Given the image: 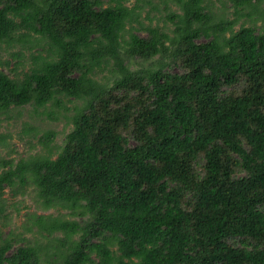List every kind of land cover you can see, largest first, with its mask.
Listing matches in <instances>:
<instances>
[{"label": "trees", "instance_id": "1", "mask_svg": "<svg viewBox=\"0 0 264 264\" xmlns=\"http://www.w3.org/2000/svg\"><path fill=\"white\" fill-rule=\"evenodd\" d=\"M217 1L0 0V116L72 124L0 165V264H264V1Z\"/></svg>", "mask_w": 264, "mask_h": 264}, {"label": "rangeland", "instance_id": "2", "mask_svg": "<svg viewBox=\"0 0 264 264\" xmlns=\"http://www.w3.org/2000/svg\"><path fill=\"white\" fill-rule=\"evenodd\" d=\"M143 1L150 2V4H143V2H141V5L143 6L142 15L144 16L146 12L149 11V17H152L156 13V11L152 9V6L156 5L160 8L162 4V0ZM134 2L135 0H130V2L127 4L133 5ZM211 6L215 13L219 14L221 12L222 6L217 0H212ZM263 7L264 2L262 8ZM229 12L231 13L230 17L236 16L233 13V8H228L226 13L228 14ZM243 14L244 10L241 11L240 15L242 16ZM243 21L244 18H240V22L235 24V29H237L240 26V23ZM145 22L148 23L149 21L146 20ZM154 22L155 21L153 20L152 23ZM30 53L31 52L29 50H25L23 52V58L18 65V73L20 75L16 76L10 74L11 77L16 76L21 78L23 76L21 73L26 71L33 64V59L31 58ZM0 54L2 55L3 59H9L10 66L8 68H12L15 62L19 60L18 58L10 57L9 54L4 52V47L1 48ZM103 69L105 68L103 67ZM67 104L71 105L70 103ZM31 114V107L28 106L21 109L19 108L11 110L10 115L12 117L9 119H5L4 116H0V165L3 161H16L20 157H24L29 153H35L41 150V146L37 142V136L42 134L45 130L53 129L57 131L55 140L53 142V144L56 146L62 143L65 134L72 128L71 122L66 118L52 122L44 118L42 119L41 117L34 119V117H31ZM24 122L36 127L39 131V134L36 137H30L28 134L23 133L22 124ZM33 190L34 189L31 186H26L23 189L20 187H17L14 190L9 187L4 189L3 194L0 196V200L5 205L4 211L0 213V216L2 217H0V232H2L1 235H7L10 233V231L13 233L22 232V223L27 218V214H40L43 212L39 209V205L36 204ZM46 213H48V211L44 212V214ZM3 223H5V225H3ZM24 235L30 239H33L31 233L24 232Z\"/></svg>", "mask_w": 264, "mask_h": 264}]
</instances>
